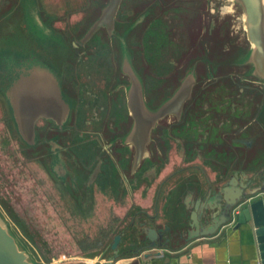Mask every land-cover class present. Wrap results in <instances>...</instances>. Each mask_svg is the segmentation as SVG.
<instances>
[{"label":"rangeland","instance_id":"rangeland-1","mask_svg":"<svg viewBox=\"0 0 264 264\" xmlns=\"http://www.w3.org/2000/svg\"><path fill=\"white\" fill-rule=\"evenodd\" d=\"M38 4L39 12L52 18L66 51L61 76L74 99L75 111L68 123L75 127L64 142L74 155L69 165L77 191L67 179L56 178L43 150L30 143L28 134L18 132L0 94V225L28 261L106 264L117 256L112 263L116 264L121 258L160 254L164 247L171 251L188 238L190 230L189 219L176 205L184 189L179 180L197 178L207 192L223 186L232 170L240 167L256 183L260 178L264 181V136L255 142L260 135L258 124H253L254 116L264 109V82L245 61L246 15L237 0L121 2L119 32L142 17L125 38L142 72L147 99L157 104L166 90L178 86L177 74L183 77L192 67L196 77L195 96L181 123L166 115L159 122L167 127L162 138L168 143L169 158L159 164L154 181L143 174L150 167L147 163L137 174L131 173L132 152L123 145H115V150L107 147L109 153L105 152L108 159L117 153L123 165L117 168L109 161L101 176L93 175L97 158L104 157L101 145L110 139L104 131L114 132L126 120L123 85L129 81L120 70L119 39L108 36L106 28L87 44L90 56L82 48L73 50V41L79 40L101 7L93 0ZM24 15L20 0H0V44L19 51L34 49V44L27 47ZM117 78L122 79L120 87ZM178 169H182L175 176L178 181L164 185L168 173ZM149 223L164 235L154 245L143 231ZM117 234H122V241L115 251L111 245Z\"/></svg>","mask_w":264,"mask_h":264},{"label":"crops","instance_id":"crops-1","mask_svg":"<svg viewBox=\"0 0 264 264\" xmlns=\"http://www.w3.org/2000/svg\"><path fill=\"white\" fill-rule=\"evenodd\" d=\"M39 2L41 1L20 0L25 12L23 25L25 33L28 34L27 42L29 45L27 47L34 44V49L26 51L27 48H24V50L20 49L19 51V49L12 47L10 49L5 47L4 44H0V94L8 104L9 112L15 119L20 134L27 133L21 128L23 124H27L29 118H33V130L29 129L31 135H33L29 141L33 145L36 141V123L40 118L61 123L70 118L72 107L70 99L64 94L58 69V62L63 60L66 55L64 47L61 46V35L53 29L51 25L52 18L39 12ZM252 48L253 44L249 40V51L245 53L248 54L247 60L245 59L247 62ZM60 50L64 51V54H60ZM249 62L252 65V70L257 75V71L260 70L252 61ZM260 73L261 76L258 78L264 82V73L262 71ZM22 119H26V122H23ZM255 123L258 124L260 135L255 139L256 142L264 136V109L254 116L253 124ZM29 130L27 131L29 132ZM248 137L250 140V136ZM172 172L168 173L169 176ZM234 173H239V179L242 182H251L252 187L264 186V181L261 178L259 183H256V179L248 175L246 169L240 167L232 170L228 180ZM176 175L178 174L174 173L170 177L167 175L163 179L164 185L172 183L171 181L175 179ZM157 176L158 174L152 180L157 179ZM175 181H178V179H175ZM179 181L182 184L184 183V189L181 190L182 193L177 198L176 205L182 209L181 214L185 219L187 218L186 221L189 219L188 238H183L182 244L172 248L171 251H168L166 247H162L163 250L160 254H154L147 258H142V256L128 259L121 258L116 264H257L253 250L245 244L239 231L233 230V225L224 228L213 236L191 237L190 232L193 229L191 227V217L198 201H202L206 205L209 204L219 188H208L207 192H203L198 185L199 180L197 178L188 179L186 177L184 180ZM260 197H264V194ZM205 213H203V216ZM149 225L156 228L155 225L150 223ZM158 231L160 232V230Z\"/></svg>","mask_w":264,"mask_h":264},{"label":"flooded vegetation","instance_id":"flooded-vegetation-1","mask_svg":"<svg viewBox=\"0 0 264 264\" xmlns=\"http://www.w3.org/2000/svg\"><path fill=\"white\" fill-rule=\"evenodd\" d=\"M43 1V0H38ZM53 1H63V0H53ZM89 1V0H88ZM96 5H99L100 13L99 15L92 21L88 22V26L86 30L82 33L79 40L73 41V50L77 48H82L83 53H85V56H90V52L88 50L87 44L92 40V38L98 33V31L101 28H106L107 35L117 37L120 42V53H121V61L119 63L120 70L122 73L126 74L129 77V81L125 82L123 85L122 79L117 78L118 87L121 85L125 88V94H126V106H127V112H126V120L120 125V128H116L115 131H104L103 134H108L110 136V139L105 142V144L101 145V149L104 151V157L101 158L99 156L96 160V164L94 165V169L97 170L93 175H97V178L102 175V172L105 171L107 168L108 162H112L111 165H114L115 167H121L123 164L121 163L122 159L119 158L116 154H113L112 156H108L106 153H109V149L115 150V145L118 146H128L129 152H132L131 155V173L137 174V172L140 171L141 167L147 163L149 169L147 171H144V176L148 179H152L156 175V171L158 169L159 164H161L163 161L168 160V143L165 141L166 139L162 138V136L167 133L165 126L160 127V120L164 118H160L155 122V112L162 106L168 104V111H174L171 113L166 114L167 116H172L175 118L176 124H180L183 118L185 117L187 113V105L188 102L195 96L193 92H191L190 97L184 102L182 105V108L179 110L178 114L175 112V106L171 102L174 96L178 91H180L184 86L191 85L192 90L194 85L196 84V77L194 72L192 71V68L189 70L187 74H185L183 77H180L177 74V80L179 81L178 86L173 87L170 90H166L167 92L163 95V98L161 101H159L157 104L153 103V99L149 100L145 96V89H144V79L142 77V72L135 66L133 62L132 55L130 53V50L127 46L126 36L125 34H130L134 29L137 28V25L142 20V17H135V19L131 20V22H128L127 28H125L122 32H119V10L120 5L118 8V11L116 13V16L114 17V27L112 30H110L107 26H101L94 34L93 36L88 39L86 42L82 43V38L88 33L90 28L94 25V23L102 16L104 9L109 5V3L112 0H93ZM122 2V0H121ZM240 4V3H239ZM241 5V4H240ZM244 10V9H243ZM130 23V25H129ZM86 47V48H85ZM82 53V52H81ZM82 53V54H83ZM66 55L64 56V58ZM59 63V73L60 76L62 75L63 70V64L64 60H61ZM214 66H212L213 68ZM257 71V70H256ZM260 71H257L258 77H260ZM62 80V86L64 90V94L66 97H68L71 101V112H70V118L66 121H63L61 123L40 118L36 123V141L35 146L36 148L42 149L44 156L47 157L48 164L50 165V169L52 173L58 178L59 180H68L70 182V186L72 189L77 191V185H76V176L75 173H72L71 166L69 165L70 159L74 157V155L71 153L70 148L66 146L64 142V137L71 132L72 129H74L75 126H72L68 122L71 118H73L74 114V99L69 96V92L67 89H65V83H63V76H61ZM172 85V84H170ZM136 111V113L134 112ZM128 120V121H127ZM140 120L144 123H148L149 120L151 121V124L148 123L147 126H145V130L139 134H134L135 132V124L136 121ZM127 124V125H126ZM126 125V126H125ZM179 132L182 129V126L179 127ZM45 133H51V135L48 137L45 136ZM138 140L146 141L145 150L142 156L141 161L136 164L137 154H138ZM159 145V146H158ZM110 146V147H109ZM107 147L109 149H107ZM160 147V148H159ZM106 152V153H105ZM107 156V158L105 157ZM70 158V159H69ZM108 159V160H107ZM89 162V161H88ZM153 163V164H152ZM88 164V163H87ZM86 166V164H85ZM61 169V172L59 171ZM93 169V170H94ZM182 169L173 170L172 176L174 173H181ZM94 171H92L93 173ZM89 176H91V174ZM124 179L126 181L128 180L127 174H122ZM168 175V177H170ZM95 179V181L97 180ZM130 181V180H128ZM89 183V182H88ZM91 185V184H90ZM89 186V185H88ZM92 186H89L91 188ZM83 192L82 194H84ZM77 194V193H76ZM80 195V194H79ZM82 197V195H80Z\"/></svg>","mask_w":264,"mask_h":264},{"label":"water","instance_id":"water-1","mask_svg":"<svg viewBox=\"0 0 264 264\" xmlns=\"http://www.w3.org/2000/svg\"><path fill=\"white\" fill-rule=\"evenodd\" d=\"M237 1L244 9L248 39L253 44L249 61H252L264 73V0ZM120 3L121 0H112L109 3L104 9L102 16L82 38V43L90 39L101 26H107L112 30L114 27V17ZM191 92V85L184 86L172 99L171 102L174 104L177 114L184 102L190 97ZM134 112L136 113L135 110ZM171 112L174 111H168V104L162 105L155 112V122ZM22 120L26 122V119ZM151 121L149 120L148 123L151 124ZM32 122L33 118H29L27 124H23L21 129L27 132L22 133L24 136L28 134L30 138L33 137L32 133H30V130H33ZM148 123L137 120L134 134L143 132ZM136 143H138L136 159V164H138L142 159L146 141L138 140ZM263 194L264 186L252 187L251 182H242L239 179V173H234L223 186L219 187L209 204L206 205V203L198 201L191 217V227L193 228L190 232L191 237L213 236L224 228L233 225V230H238L245 244L253 250L257 264H264V197H260ZM203 213H205L204 216ZM143 231L150 240L151 245H154L156 241L164 237L163 233L154 227L145 226ZM121 241L122 234H117L111 245L112 249L117 251ZM116 257L114 256L106 264H112ZM0 264H34L28 261L25 253L19 250L14 237L1 225Z\"/></svg>","mask_w":264,"mask_h":264},{"label":"trees","instance_id":"trees-1","mask_svg":"<svg viewBox=\"0 0 264 264\" xmlns=\"http://www.w3.org/2000/svg\"><path fill=\"white\" fill-rule=\"evenodd\" d=\"M247 55H248V54H247ZM247 55L245 56V59H246V60H247V58H248ZM246 57H247V58H246Z\"/></svg>","mask_w":264,"mask_h":264},{"label":"bare ground","instance_id":"bare-ground-1","mask_svg":"<svg viewBox=\"0 0 264 264\" xmlns=\"http://www.w3.org/2000/svg\"><path fill=\"white\" fill-rule=\"evenodd\" d=\"M225 13V12H224ZM239 27V26H238Z\"/></svg>","mask_w":264,"mask_h":264}]
</instances>
